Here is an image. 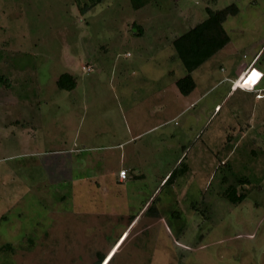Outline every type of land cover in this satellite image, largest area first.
Instances as JSON below:
<instances>
[{
	"label": "rangeland",
	"instance_id": "obj_1",
	"mask_svg": "<svg viewBox=\"0 0 264 264\" xmlns=\"http://www.w3.org/2000/svg\"><path fill=\"white\" fill-rule=\"evenodd\" d=\"M230 4V42L181 95L171 41ZM262 43L264 0H0V264H264V93L225 99L244 65L237 86L263 73L264 87ZM160 104L172 115L148 131ZM196 137L147 205L158 197L166 228L145 234L144 213L108 245ZM122 168L144 178L120 185ZM237 184L247 196L232 205L222 193Z\"/></svg>",
	"mask_w": 264,
	"mask_h": 264
},
{
	"label": "trees",
	"instance_id": "obj_2",
	"mask_svg": "<svg viewBox=\"0 0 264 264\" xmlns=\"http://www.w3.org/2000/svg\"><path fill=\"white\" fill-rule=\"evenodd\" d=\"M80 9L81 11H88L92 9V6L84 5ZM205 13L206 18L203 21L196 24L185 33L179 35L178 37H175L171 41V46L174 53L172 54L171 59L179 60L183 65L184 70L186 71L185 76L174 81L175 87L183 96L190 95L196 88V83L192 77V72L202 66L213 56H215L230 42V38L226 30L224 29L223 24L229 17L236 16L239 13V9L235 4H230L220 10H212V8L206 7ZM132 28L136 29V31L132 33L133 35H142L143 29L141 26L133 24ZM76 84V78L68 73L61 74L56 80V85L61 90L71 91L76 87ZM198 137H196V139L191 143L183 156H185L189 152L190 148L194 145ZM181 168L182 167H179L178 169L174 168L172 171L175 172H172L173 174L170 173L167 179L162 184H166V182H168L167 184L173 183L175 177L181 171ZM225 179L223 180V182H226ZM238 184L240 188L242 185L243 187L245 185L240 180ZM238 184L235 186L230 185V187L228 189H225L222 193V196L227 199L232 205L242 202L244 199H246L247 196V193L245 191H237L236 186H238ZM157 200L158 197L156 196L151 205L148 208L146 206L133 223L137 222V220L141 217L146 209L147 210L145 211L144 216L149 217L152 220L162 219L158 209L155 207ZM103 263V255H101L100 253L97 254L96 261L93 264Z\"/></svg>",
	"mask_w": 264,
	"mask_h": 264
},
{
	"label": "crops",
	"instance_id": "obj_3",
	"mask_svg": "<svg viewBox=\"0 0 264 264\" xmlns=\"http://www.w3.org/2000/svg\"><path fill=\"white\" fill-rule=\"evenodd\" d=\"M264 46V43H262V45H261V47H263ZM246 65H244V67H245ZM244 67H243V70H244ZM239 68V67H238ZM243 70L242 71H240V70H236L235 71V73H239L237 76H236V78L234 79V80H237L238 78H239V76L242 74V72H243ZM239 71V72H238ZM260 73H261V71H260ZM262 75H263V73H261V78H260V80H259V82H258V84L256 85V86H254V91L252 92V93H254V94H263L264 93V87H259V85H260V81H261V79H262ZM233 77H235V74H233V76L232 77H227L225 80L227 81V82H230V81H233L232 79H233ZM196 83V82H195ZM239 89H236L234 92L232 91V89H231V85H230V90L228 91V93H227V95H226V97H225V99L228 97V95H232V94H234V93H236L237 91H238ZM240 91H242V92H244V93H251V92H248V91H243V90H240ZM166 94V93H165ZM163 94H162V92H160V94H159V96H162ZM159 101H160V103H161V101H162V98H159ZM220 105H222V102H221V100L218 102V103H216L214 106H213V112L212 113H214L215 111H216V109L218 108V107H220ZM222 109H223V107L220 109V111L218 112V114L222 111ZM169 112H170V109H169V106H168V104H163V105H159L158 106V111L156 112V114L154 115V117L155 118H158L159 120H158V124H157V126H154V127H152V128H150L148 131H153V130H155V129H157L158 127H162V126H164L165 124H167V121L165 120V119H167V117H171L170 115H172V114H169ZM158 115H161L160 117H157ZM148 131H146V132H148ZM146 132H144V133H135L134 132V134H132V136L131 137H129L128 139H126L123 143H129V142H131V141H135V140H137L142 134H145ZM199 139V138H198ZM197 139V140H198ZM197 140H196V142L194 143V145L197 143ZM193 145V146H194ZM193 146H192V148H193ZM188 148H182V154H181V156L180 157H178L177 159H176V162L174 163V168H175V166L177 165V163L181 160V159H183L184 157H183V154L186 152V150H187ZM187 155V154H186ZM141 157V156H140ZM183 162V161H182ZM182 162L180 163V165L182 164ZM180 165H178V167L177 168H179V166ZM176 168V169H177ZM175 169V170H176ZM121 170H125L126 171V178L124 179V180H122V179H120L119 178V176L117 177V183L118 184H120V185H124L127 181H129V180H132V181H138V180H140V179H143L144 178V175H140V173H138L137 174V171L136 172H131V170H128V169H125V168H122V169H120V171ZM119 171V172H120ZM169 170H167L166 171V173L164 174V176H160V178H159V182H158V184H156V186H154L149 192L151 193V194H149V196H148V198L146 199V200H144V202L143 201H141L140 203H139V205L136 207V209L134 210V212L131 214V215H133V216H129L130 218H129V223L126 225V228L124 229V231H122V233L120 234V236L118 237V239L116 240V242H114V244H112V242H110V244H108V245H115V244H117L118 243V241L121 239V237H123V235L128 231V229L132 226V223L137 219V217H138V215L141 213V211L143 210V209H145V207L147 206V204L149 203V200H150V198L153 196V194L155 193H157L158 192V190L161 188V186L163 185L162 184V182H164L166 179H167V177H168V175L171 173V174H173L174 172L173 171H171V172H168ZM173 172V173H172ZM91 177V176H90ZM54 178H55V183H62L64 180H62V179H60V176H58V175H56V176H54ZM58 179H60L59 181H58ZM67 179H69V178H67ZM74 179V178H73ZM73 179H71L70 181L71 182H75L74 184H77V182H79V181H86L87 180V178H86V176H83V177H81V178H75V179H77V181L76 180H73ZM69 181V182H70ZM93 182V181H92ZM167 183L168 182H166V184L165 185H167ZM164 185V186H165ZM76 187V186H75ZM73 188H74V185H73ZM152 203V202H151ZM151 203L149 204V206L151 205ZM149 206H147V208L149 207ZM147 210V209H146ZM145 210V211H146ZM145 211H144V213H145ZM143 213V214H144ZM142 214V215H143ZM141 215V216H142ZM140 220V218L137 220V223H138V221ZM161 220V221H160ZM158 221H160V224H157L158 223ZM136 223V224H137ZM136 224L132 227V229L131 230H133V228H135V226H136ZM161 224H163L164 226H165V224L162 222V219H159V220H154L153 222H150V223H147V225L146 226H142L143 227V231H145L144 233L146 234V233H148V231H149V229L151 228H153L154 226L156 227V226H158V225H161ZM154 227V228H155ZM165 228H166V226H165ZM167 230V229H166ZM130 234V233H129ZM112 246V247H113ZM105 259V258H104ZM103 262V261H102Z\"/></svg>",
	"mask_w": 264,
	"mask_h": 264
},
{
	"label": "built area",
	"instance_id": "obj_4",
	"mask_svg": "<svg viewBox=\"0 0 264 264\" xmlns=\"http://www.w3.org/2000/svg\"><path fill=\"white\" fill-rule=\"evenodd\" d=\"M241 78H242V74L239 76V78L237 80L231 81L232 89H233V87H235V89H239V90H243V91H248V92L253 91V85L251 86L250 89H244V88L240 87L239 85L237 86V84L241 80ZM126 174L127 173H126L125 170H121L119 172V178L122 179V180H124L126 178Z\"/></svg>",
	"mask_w": 264,
	"mask_h": 264
},
{
	"label": "clouds",
	"instance_id": "obj_5",
	"mask_svg": "<svg viewBox=\"0 0 264 264\" xmlns=\"http://www.w3.org/2000/svg\"><path fill=\"white\" fill-rule=\"evenodd\" d=\"M253 91H254V89H253ZM253 91H251V93H252Z\"/></svg>",
	"mask_w": 264,
	"mask_h": 264
}]
</instances>
